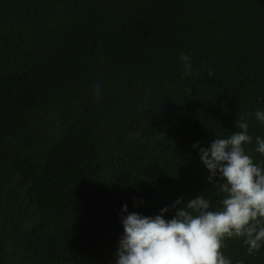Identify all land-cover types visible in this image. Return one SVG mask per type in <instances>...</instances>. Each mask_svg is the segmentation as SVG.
<instances>
[{
	"label": "trees",
	"instance_id": "obj_1",
	"mask_svg": "<svg viewBox=\"0 0 264 264\" xmlns=\"http://www.w3.org/2000/svg\"><path fill=\"white\" fill-rule=\"evenodd\" d=\"M257 110L264 0H0V264H116L125 204L218 207L200 148L244 115L264 162Z\"/></svg>",
	"mask_w": 264,
	"mask_h": 264
},
{
	"label": "clouds",
	"instance_id": "obj_2",
	"mask_svg": "<svg viewBox=\"0 0 264 264\" xmlns=\"http://www.w3.org/2000/svg\"><path fill=\"white\" fill-rule=\"evenodd\" d=\"M181 60L185 75H191V58L181 53ZM254 115L264 123V111ZM246 120L239 116L240 131L216 137L209 147L200 148L207 181L224 194L218 207L203 193L187 200L179 197L155 216L128 212L125 204L116 264H232L223 251L225 241L232 238H243L249 255L259 252L264 246V162L258 164L246 153L245 145L253 140ZM255 140V151L264 155V138ZM170 209H175V215L166 219Z\"/></svg>",
	"mask_w": 264,
	"mask_h": 264
}]
</instances>
